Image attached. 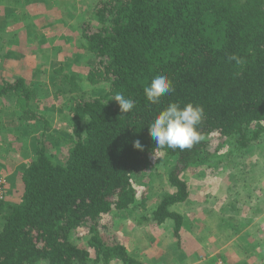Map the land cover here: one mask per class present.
Returning <instances> with one entry per match:
<instances>
[{"label": "trees", "instance_id": "trees-1", "mask_svg": "<svg viewBox=\"0 0 264 264\" xmlns=\"http://www.w3.org/2000/svg\"><path fill=\"white\" fill-rule=\"evenodd\" d=\"M81 9L87 17L79 23L80 45L94 61L85 72L70 63L54 71L52 84L59 86L57 95L64 94L66 116V130L56 140L61 153L48 150L44 132L29 157L28 145H12L19 147L23 162L17 199L0 201L7 207L0 264H145L123 241L105 235L111 213L134 209L143 199L134 175L159 174L174 188L155 207L144 208L139 221L172 222V237L179 238L185 216L174 205L190 196L185 171L220 164L226 143L242 158L264 137V0H93ZM232 55L243 63L230 60ZM157 74H166L174 91L152 104L144 86ZM81 81L105 89L92 95L78 90ZM31 89L25 78L3 80L0 102L2 96L16 97L17 126L41 120L51 125L37 106L32 108ZM116 93L135 107L121 113L111 99ZM172 102L203 106L198 126L203 139L183 151L156 149L161 155L154 159L148 125ZM209 136L218 139L214 151ZM137 139L143 150L133 146ZM163 163L170 166L165 176L158 172ZM77 230L86 245L76 242Z\"/></svg>", "mask_w": 264, "mask_h": 264}, {"label": "rangeland", "instance_id": "rangeland-1", "mask_svg": "<svg viewBox=\"0 0 264 264\" xmlns=\"http://www.w3.org/2000/svg\"><path fill=\"white\" fill-rule=\"evenodd\" d=\"M23 1L2 0L0 2V82L3 80L14 81L18 78H25L32 88L30 92L32 108L37 106L35 110L39 109V113L47 118L51 125L41 120L37 123L33 122L32 125L24 124L17 126L13 116L14 114L17 116L20 114L19 108L16 105L17 99L14 95L2 96L0 109L2 108L5 112L2 113L0 110V143H8L0 150V154L5 155L7 153L5 156L10 160V163L8 164V161H2L3 158L0 157V162L8 164L6 168L7 174L5 171L0 176V201L17 199L15 193L9 194V182L12 184V179L9 180V178H12L15 166L22 165L23 161L20 160L22 152L20 151L19 154L21 155L19 158H12L9 153L13 154L17 149L14 150L9 146L11 150L8 152L10 140L21 141L28 145L29 157L31 154H34L35 141L39 137L43 138L44 135H42V132H44V145L47 146L48 150L56 151L57 148V152L61 153V148L56 143V140L62 134L61 132L66 130V126L63 123L66 116L64 108L62 107L64 94L57 95L56 91L59 90V86L52 84L54 71L60 65L70 63L76 71L85 72L88 70V65L94 61L93 56H90L89 53L85 54L82 46L75 47L78 49L74 51L73 48H70V45L73 47V44L65 42L67 33L71 34L70 32H72L73 35V30L66 31L60 22L62 20L61 17L65 15L60 12V9L65 10L62 5L64 1L30 0L26 4ZM92 1L72 0V3L69 5L77 7L78 4H81L78 5L76 11L79 15L85 13V11H81V7L88 8ZM83 16L85 19L87 14L80 15L81 18ZM74 38L76 37L74 36ZM17 39L21 40V42L18 43ZM79 53L84 54L83 56L80 55L77 57ZM79 84L80 87L78 90H88L92 95H100L105 89L103 85H94L96 88H91L86 81H81ZM67 86L72 85L68 82ZM37 95L40 96L39 102H35V98H38ZM20 130L24 132H20ZM30 142L31 145L29 144ZM55 144L56 147L54 146ZM209 144L212 151H214L218 146V139L214 136H209ZM229 148L231 146L229 143H226L224 149L219 152L218 161L220 164L215 167H209L208 164L189 167L185 171V180L189 182L193 191L198 190V192L195 191L197 194L200 193L207 197L208 194H213L215 188H218L216 185L219 184V181L224 182L225 178L229 181L232 180V182H236L238 179L237 183L244 179L245 186L242 188V192L237 194L238 197L245 200L244 203L247 205L252 206L251 210H253V214L256 211L254 207H257L256 204L258 203L260 206L258 209L263 214L264 174L259 172L264 168V137L255 146L250 147L245 155L242 158L239 157V159L238 155ZM66 150L64 148L63 153ZM159 166L161 168H159L160 171L158 172L162 174L168 172L167 170L170 168V166L164 163ZM1 170L4 169L1 168ZM240 171L242 172L241 174ZM6 176H8V179ZM133 178V182L138 191L137 196L143 199L140 202L137 201V204H135L136 208L134 209L129 207L122 211L111 213L112 215L110 214L111 216H108V220L113 223L105 230V235H113L118 240L123 241L128 249L131 248L135 252L131 254L142 259L145 264L196 263L195 257H187L183 250L178 247L175 248L173 245L175 242H173L172 237L169 240L171 245L166 244L164 238L163 240L160 239L162 241L160 244L157 242V251L154 256L151 254L150 258L145 257V255H149L153 243L161 237V234L165 235L166 239L169 238L166 234H172L174 223L156 224L155 226L152 225L154 228L148 229L140 223L139 219H141L142 214H144L143 212H145L144 208L155 207L160 201L161 196L169 193V190H173V188L166 183V178H162L159 174L144 176L137 173ZM238 188L235 187L233 189L238 191ZM6 208V204L0 206V228L4 223L3 213L6 211ZM258 209L257 211H259ZM250 219L254 222L253 218ZM262 226L264 225H259L260 228ZM73 237L77 243L86 245L82 231H75ZM151 256L154 257L152 260ZM113 264L121 263L115 262Z\"/></svg>", "mask_w": 264, "mask_h": 264}, {"label": "crops", "instance_id": "crops-1", "mask_svg": "<svg viewBox=\"0 0 264 264\" xmlns=\"http://www.w3.org/2000/svg\"><path fill=\"white\" fill-rule=\"evenodd\" d=\"M29 1L30 0H24L23 2L26 4L27 2L29 3ZM62 1H64L62 5L65 10L60 9V12L65 15L61 17L62 20L60 22L66 31L73 30V35L72 32H70L71 34L67 33L65 42L72 43L73 47L70 45V48L76 51L78 48L75 47L81 46L80 44L83 40L82 30L79 24L82 19L80 17L82 13L78 15V12H76L78 5L81 4H78L77 7H73L69 5L72 3V0ZM74 36L76 38H74ZM22 39L24 40V38ZM17 42L19 43L21 40L17 39ZM83 54L84 53H79L77 57L80 55L83 56ZM15 142L16 141L10 140L8 152L13 148L12 145ZM7 143L8 142L0 143V146H2L0 150L4 148ZM9 146L11 148H9ZM17 148L18 147H15L13 149L15 150ZM6 154L7 153H5V155ZM9 154L12 158L20 157L18 149L16 152H13L14 155L11 153ZM5 155L0 154V157L3 158L2 161H8L9 164L10 160H8ZM21 159L20 157V160ZM8 164L0 162V167L4 169L1 170L0 168V176L6 171ZM241 173L240 171V174ZM259 173L264 174V168L263 170L261 169ZM240 174L239 176L243 178ZM7 177L8 176H6V178ZM10 179H12V184L9 182V194H13L20 184L18 166H15L13 176L9 178V180ZM242 180L244 181V179ZM237 181L232 182V180L229 181L226 178L224 182L219 181V184L216 185L218 188H215L213 194H208L207 197L200 193L197 194L198 190H195L197 192L193 191L187 181L190 192L188 200L185 203L174 205V209H178V211L185 216L184 221L186 225L180 230V237L174 238L171 236L172 234L168 233L166 235L169 238L166 239L165 235L161 234V237L153 243L149 255H145V257L150 258L151 254L154 256L157 251V242L160 244L163 238L166 240V244L171 245L169 240L172 237L173 242H175L173 243L175 248L178 247L183 250L187 257H195L196 263L194 264H264V226L261 228L259 227L260 224L264 225V213L261 214L260 209H258L260 206L257 203V207H254V209L256 208L254 215L253 210H251L252 206L247 205L244 203L245 200L238 197L237 194L242 192V188H244L245 185L243 181L240 180L239 183H237ZM234 186L239 187L238 191L233 189L235 188ZM169 191L173 192L174 188ZM257 209L259 211H257ZM250 218H253L254 222ZM166 224L171 223L166 222ZM152 225L155 226L156 224ZM152 225H149V227L144 225V227L152 229L154 228ZM129 251L130 253H135L131 248H129ZM152 256L151 260L154 258Z\"/></svg>", "mask_w": 264, "mask_h": 264}, {"label": "clouds", "instance_id": "clouds-1", "mask_svg": "<svg viewBox=\"0 0 264 264\" xmlns=\"http://www.w3.org/2000/svg\"><path fill=\"white\" fill-rule=\"evenodd\" d=\"M229 59L234 60L237 64L243 63L236 55L230 56ZM173 91L172 80L166 74H157L150 83L144 86V95L147 101L152 104L158 103L163 96ZM113 98L118 102L121 113H128L135 107L134 101L121 93H116L111 97V99ZM203 118L204 108L202 105L191 102L183 106L177 102L168 104L148 125L149 134L156 145L153 149V158H159L161 155L156 149L166 147L183 151L198 144L203 139L198 130ZM133 146L139 150L144 148L139 139L134 141Z\"/></svg>", "mask_w": 264, "mask_h": 264}, {"label": "built area", "instance_id": "built-area-1", "mask_svg": "<svg viewBox=\"0 0 264 264\" xmlns=\"http://www.w3.org/2000/svg\"><path fill=\"white\" fill-rule=\"evenodd\" d=\"M226 164V163H225Z\"/></svg>", "mask_w": 264, "mask_h": 264}]
</instances>
